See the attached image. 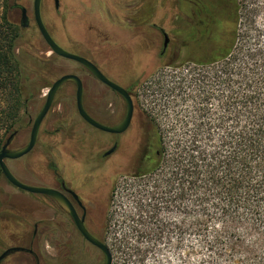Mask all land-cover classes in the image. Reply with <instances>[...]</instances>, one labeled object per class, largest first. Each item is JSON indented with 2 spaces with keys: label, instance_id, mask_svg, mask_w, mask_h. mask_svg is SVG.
<instances>
[{
  "label": "trees",
  "instance_id": "obj_1",
  "mask_svg": "<svg viewBox=\"0 0 264 264\" xmlns=\"http://www.w3.org/2000/svg\"><path fill=\"white\" fill-rule=\"evenodd\" d=\"M18 5L0 0V148L45 86L21 57ZM171 25L164 51L141 54L149 72L167 56L177 70L157 86L166 113H143L154 160L139 176L165 171L168 197L131 216L120 264H264V0H188Z\"/></svg>",
  "mask_w": 264,
  "mask_h": 264
},
{
  "label": "rangeland",
  "instance_id": "obj_2",
  "mask_svg": "<svg viewBox=\"0 0 264 264\" xmlns=\"http://www.w3.org/2000/svg\"><path fill=\"white\" fill-rule=\"evenodd\" d=\"M32 2L33 0H17L19 6L27 9L30 20L33 17ZM152 2L153 0H59V8L54 9L53 0L49 4L44 1L42 20L44 19L52 38L59 46L94 61L114 79L128 83L139 76L135 90L138 107L142 113L156 116L157 113H166L158 99L157 86L170 81L177 70L169 64L171 59L167 56L149 72L142 62L141 54L144 50L149 51L144 48L147 43L158 41L162 45L161 29L169 40L173 37L171 20L177 14L183 15L186 12L188 0H157L153 19L150 20L157 21L161 29L155 34L150 33L143 37H130L123 29L119 32L114 17V14H117L118 20L129 25L141 24L142 18L139 16L144 18L143 21L150 17ZM13 15V20L18 23L19 12L15 11ZM20 44L23 51L21 57L30 73L34 75L33 87L45 85L40 90L32 89L31 93L34 94L29 97L25 109L28 116L35 117L44 103L49 85L65 73H74L81 78L83 104L91 116V88L97 84L93 82L91 74L77 62L54 55L34 24L23 30ZM179 62L174 64L178 65ZM189 67L190 65H186L184 71ZM75 89V84L70 81L60 87L41 123L38 143L33 153L9 162L11 165L8 166L18 180L28 184H34L29 180L50 182L53 168L58 171L62 169L66 174L72 170L73 158L70 155L86 141V135L91 131V127L77 113ZM30 127V123L18 127L11 148H19L27 143ZM94 167L95 176L91 188L98 199L96 202L106 203V211L97 214L94 228L100 231V238L109 246L113 255L112 264H120L124 252L121 242L124 243L125 229L131 216L135 212H147L161 206L163 200L168 197L167 175L165 171L159 170L135 177L125 173V165L114 162L95 164ZM43 174L48 177L43 179ZM28 200L30 201L28 194L13 187L5 178H0V248L17 245L28 239L32 231L31 216L34 215ZM162 214L170 216L166 209ZM98 217L101 222H98ZM41 233L43 232L39 230L34 246L42 250L48 258H58L59 264L68 252L62 248L58 251L59 257H55L52 244L43 245ZM52 234H56L55 228L52 229ZM80 253L87 258L91 257L83 260L85 264H97L103 259L99 251L92 246L91 252L87 247H80ZM164 254L171 259L175 257L171 249ZM41 263L45 264L43 260ZM2 264L34 263L27 253L15 252Z\"/></svg>",
  "mask_w": 264,
  "mask_h": 264
},
{
  "label": "flooded vegetation",
  "instance_id": "obj_3",
  "mask_svg": "<svg viewBox=\"0 0 264 264\" xmlns=\"http://www.w3.org/2000/svg\"><path fill=\"white\" fill-rule=\"evenodd\" d=\"M44 1H47L48 4L51 2V0H41L40 2L41 19L43 17L42 9L44 5ZM156 4H157V0H153L152 13L150 14V17L145 18L146 21L153 19V14L155 11L154 6ZM116 6H115V12H117ZM53 7L54 9L59 8V0H58L57 6H55V0H53ZM15 11H18L20 14L17 20L18 23L16 22L20 26L21 11H20L19 5L15 9ZM108 12L109 14L112 13L110 9H108ZM32 15H33V6H32ZM114 17L117 22L115 24L119 32H122L124 30L125 33L130 35V37H135V38H138L139 36L143 37L144 25L142 23L141 24L136 23L135 25H129L127 23H124L122 20H118L119 17L117 16V14L116 15L114 14ZM139 17L142 18L141 20L143 22L144 18L141 16ZM42 21L48 33L52 37V34L49 31L47 25L45 24L44 19ZM150 22L152 23V26H157V21L150 20ZM31 24L35 25L36 30L41 36L33 17L31 20L28 17V24L25 27H21V26L20 27L27 29L31 26ZM160 31L162 32V34L164 33L163 29H161ZM149 32L151 34H155V32H159L158 26L157 28L152 27L151 30H149ZM163 40H164V35H163ZM168 42H169V38H168ZM168 42H167V45H168ZM166 47L164 48L163 43H162V51H164ZM63 59L66 60V58H63ZM95 65L108 79H110L111 81L123 87L129 94L132 104H133V111H132V115H131L128 126L121 132L104 131L100 128L95 127L92 124L91 125L88 124L85 120L81 118V116L79 115L77 111L80 118L91 127V131L87 133L86 141L82 142L80 147L75 148L73 150V154L70 155L73 158L72 159L73 167L70 173L66 174L64 173V170L62 169L58 171L57 168H53L52 170L53 173H52L50 182H43V180L42 181L29 180V181L34 182V184H28V183L26 184L33 185V186H39V187H49V188L58 190L65 198V201L71 205V207L75 211L78 221L82 223L86 231L90 235H93L97 239L101 240L100 231L98 232L96 228L94 227L96 224L97 214L98 213L102 214L106 211V208H105L106 203L102 201L96 202L98 199L95 196V191L93 190V188H91V182L93 181L94 176H95V173H94L95 164H104V163L109 164V163L114 162L120 165V163H122L123 165L126 166L125 173L136 177L142 174L144 171H146L149 165H151L150 163L153 162L154 157L151 155L150 149L147 146V143L145 142V139H144V131L147 126V121H146L144 114L138 107V102L135 96V90H136V86L138 85L139 76L136 77L135 79H132L128 83H123V82H120L114 79L109 74L104 72L98 64L95 63ZM90 74H91V78L93 82L98 84V85L97 84L93 85L91 88V118L95 120L96 122L102 125H105V126H116L120 124L125 118L126 113H127V103H126L125 97L121 95L119 92H117L116 90H114L113 88H111L110 86L101 82L92 73ZM139 74L141 75V72ZM82 87H83V84H82ZM82 103H83V89H82ZM75 106H76V101H75ZM83 107H84V104H83ZM25 112L27 113L26 110ZM99 114H101V116ZM34 118L30 117L28 121V123H30L31 126H32ZM40 126H39V129H40ZM39 129L37 132L35 144L32 147V149L28 153H26L25 155L19 158L6 159L5 162L7 166L8 164L11 165L9 162L19 160L20 158L24 156H28V155L30 156L33 153L38 143L37 141L39 137L38 136ZM12 133H15V134L12 136L10 140V143L8 145L9 149H13L11 148L10 145L12 144L14 137L18 133V129L14 130ZM29 136H30V132H29ZM28 141H29V137H28ZM152 152H154L155 154V151H152ZM8 168L10 169L9 166ZM46 175L43 174L42 178L44 179L48 177V175L47 176ZM5 180L7 181L6 178ZM8 183L11 184L10 182ZM20 191L25 192L30 197V201L28 200V202L32 205V209L34 212V215L31 216L32 220L30 221L32 222V231L28 235V239H26L25 242L21 241L17 245L0 248V255L4 251L8 250L7 253L0 259V264H2V262L6 258H8L12 253H15V252L27 253L32 259V262L34 264H42L41 263L42 260H43V263L45 264L48 262H53V261L56 262V264H58V258L56 259H51L50 257L48 258L44 253H42V250H39L37 247L34 246L38 239L37 233L39 230L43 232L41 233L42 239H43L42 240L43 245H47L51 243L55 251V254H53L55 257H59L58 251L62 248H65L66 251L68 252V254L64 258H62V260L59 261L60 262L59 264H85L83 260L91 259V257L89 256L87 258V256H82L81 255L82 253H80V247H87L88 249H90V252H91V246H92L94 249L98 250L99 253L103 256V253L97 247L93 246L84 237V235L78 228L75 218L55 198L45 193H33V192L24 191L21 189ZM98 222H101L99 220V217H98ZM100 227L101 225H99V228ZM54 228L56 229L55 235L52 234V229ZM54 240H57V241H54ZM103 259H104V256H103ZM101 262L97 264H100Z\"/></svg>",
  "mask_w": 264,
  "mask_h": 264
},
{
  "label": "water",
  "instance_id": "obj_4",
  "mask_svg": "<svg viewBox=\"0 0 264 264\" xmlns=\"http://www.w3.org/2000/svg\"><path fill=\"white\" fill-rule=\"evenodd\" d=\"M40 2H41V0H33V2H32L33 18H34V21L37 25V28L41 34V37H42L43 41L45 42V44L48 46L49 50L55 55H58L60 57L66 58V59H70V60L75 61L78 64L82 65L90 73H92L96 78H98L101 82L110 86L111 88H113L114 90L119 92L121 95H123L125 97L126 103H127V113H126V116L123 119V121L116 126H105V125H102V124L96 122L95 120H93L91 118V116H89L87 114V112L85 111V109L83 107V103H82V89H83V87H82V81H81L80 77L76 74H73V73L63 74V75L59 76L58 78H56L51 83V85L48 87L46 95H45V100H44L43 106L41 107V109L36 114V116L33 120L31 129H30L29 141L25 145H23L17 149H9L8 145L10 143L12 136L15 134V133H12L5 140L3 145L1 146V148H0V170L3 174V176L7 179V181L10 182L13 186H15L21 190L28 191V192L45 193V194H48V195L52 196L53 198H55L75 218V221L78 225V228L80 229V231L82 232L84 237L93 246L97 247L103 253L104 259L100 264H112L113 255H112V252H111L109 246L104 241L97 239L96 237H94L93 235H90L86 231V229L83 227L82 223L80 221H78L77 216L75 214V211L73 210L71 205L65 201V198L63 197V195L58 190L53 189V188H49V187H39V186L28 185L26 183L19 181L11 173L10 169L8 168V166L5 162V160L8 158L9 159L19 158V157L25 155L26 153H28L32 149V147L34 146L35 141H36V136H37V132H38L39 126L41 124V121L44 118V116L46 115L49 108L51 107V104L54 100V97H55L57 90L65 82H68V81L73 82L76 86V90H75L76 108H77V111H78L79 115L81 116V118L83 120H85L88 124H90V125L92 124L95 127L100 128L104 131H108V132H121V131H123L128 126L131 115H132V111H133V104H132L131 98H130L129 94L127 93V91L123 87H121L117 83L108 79L98 69V67L95 65L94 62L87 59L86 57H83L81 55H78V54H75V53H72V52L65 50L64 48L59 46L54 41V39L50 36L47 29L45 28L43 21L41 19ZM57 5H58V0H55V6H57ZM20 11H21L20 26L25 27L28 24L27 10L24 6H20ZM163 35H164L163 47L165 48L167 45V42H168V37H167V34L165 32L163 33ZM156 154H157V152H156ZM7 251L8 250L4 251L0 255V259L7 253Z\"/></svg>",
  "mask_w": 264,
  "mask_h": 264
}]
</instances>
